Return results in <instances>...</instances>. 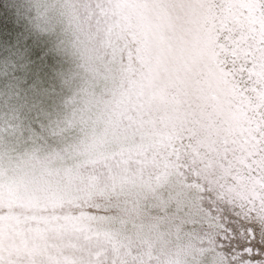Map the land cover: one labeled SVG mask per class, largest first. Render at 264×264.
Here are the masks:
<instances>
[{
  "label": "snow or ice",
  "instance_id": "obj_1",
  "mask_svg": "<svg viewBox=\"0 0 264 264\" xmlns=\"http://www.w3.org/2000/svg\"><path fill=\"white\" fill-rule=\"evenodd\" d=\"M86 3L61 146L0 148V264H179L132 217L186 188L208 264H264V0Z\"/></svg>",
  "mask_w": 264,
  "mask_h": 264
},
{
  "label": "trees",
  "instance_id": "obj_2",
  "mask_svg": "<svg viewBox=\"0 0 264 264\" xmlns=\"http://www.w3.org/2000/svg\"><path fill=\"white\" fill-rule=\"evenodd\" d=\"M31 18L29 0H0V123L15 132L11 146L46 151L61 146L51 133L70 115L83 77Z\"/></svg>",
  "mask_w": 264,
  "mask_h": 264
},
{
  "label": "clouds",
  "instance_id": "obj_3",
  "mask_svg": "<svg viewBox=\"0 0 264 264\" xmlns=\"http://www.w3.org/2000/svg\"><path fill=\"white\" fill-rule=\"evenodd\" d=\"M29 5L33 28L74 63L76 75L84 77L93 48L86 0H29ZM183 191L182 200H172L155 216L140 212L132 219L145 225L158 224L169 232L171 250L174 255L178 252L179 264H208V246L201 242L212 236L207 214L199 210L194 189Z\"/></svg>",
  "mask_w": 264,
  "mask_h": 264
},
{
  "label": "rangeland",
  "instance_id": "obj_4",
  "mask_svg": "<svg viewBox=\"0 0 264 264\" xmlns=\"http://www.w3.org/2000/svg\"><path fill=\"white\" fill-rule=\"evenodd\" d=\"M14 134H15V132L12 131L9 127H4L0 123V148H12V147H14V146L10 145L11 143H13L15 141V140H13ZM55 146L60 147L59 144H56ZM33 147H39L42 151H44V148L40 144H35V143L31 144L29 147H27V149H31ZM22 148H26V147H22Z\"/></svg>",
  "mask_w": 264,
  "mask_h": 264
}]
</instances>
